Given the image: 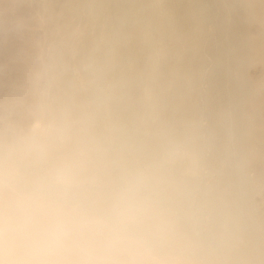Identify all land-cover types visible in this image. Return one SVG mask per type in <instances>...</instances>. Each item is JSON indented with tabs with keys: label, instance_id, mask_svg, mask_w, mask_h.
Instances as JSON below:
<instances>
[{
	"label": "clouds",
	"instance_id": "9594fccd",
	"mask_svg": "<svg viewBox=\"0 0 264 264\" xmlns=\"http://www.w3.org/2000/svg\"><path fill=\"white\" fill-rule=\"evenodd\" d=\"M0 264H264V0H0Z\"/></svg>",
	"mask_w": 264,
	"mask_h": 264
}]
</instances>
